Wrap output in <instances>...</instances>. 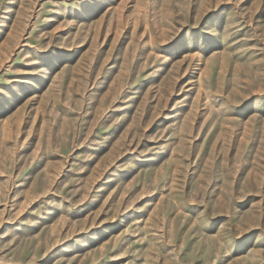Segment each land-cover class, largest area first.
<instances>
[{
  "label": "rangeland",
  "instance_id": "374dc122",
  "mask_svg": "<svg viewBox=\"0 0 264 264\" xmlns=\"http://www.w3.org/2000/svg\"><path fill=\"white\" fill-rule=\"evenodd\" d=\"M0 264H264V0H0Z\"/></svg>",
  "mask_w": 264,
  "mask_h": 264
}]
</instances>
